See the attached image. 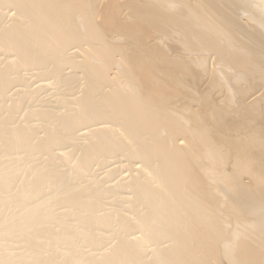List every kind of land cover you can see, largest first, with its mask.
Wrapping results in <instances>:
<instances>
[{
	"label": "bare ground",
	"instance_id": "6f19581e",
	"mask_svg": "<svg viewBox=\"0 0 264 264\" xmlns=\"http://www.w3.org/2000/svg\"><path fill=\"white\" fill-rule=\"evenodd\" d=\"M0 264H264V0H0Z\"/></svg>",
	"mask_w": 264,
	"mask_h": 264
}]
</instances>
